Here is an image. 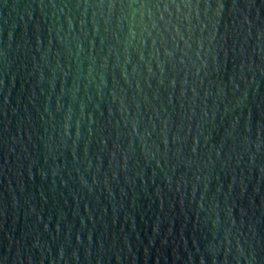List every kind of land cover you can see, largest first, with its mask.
<instances>
[{
  "label": "water",
  "instance_id": "obj_1",
  "mask_svg": "<svg viewBox=\"0 0 264 264\" xmlns=\"http://www.w3.org/2000/svg\"><path fill=\"white\" fill-rule=\"evenodd\" d=\"M0 264H264V0H0Z\"/></svg>",
  "mask_w": 264,
  "mask_h": 264
}]
</instances>
